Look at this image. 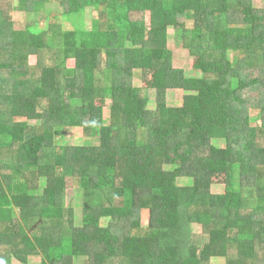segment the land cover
I'll return each instance as SVG.
<instances>
[{"label": "trees", "instance_id": "trees-1", "mask_svg": "<svg viewBox=\"0 0 264 264\" xmlns=\"http://www.w3.org/2000/svg\"><path fill=\"white\" fill-rule=\"evenodd\" d=\"M53 1L19 0L33 19L17 28L12 0H0V202L8 205L0 264H210L219 248L226 264H264V8L57 0L75 23L91 7L93 28L65 30L48 18L38 31ZM171 27L199 75L173 65ZM136 69L155 71V110L150 88L133 84ZM175 88L186 93L171 106ZM66 127L97 141L62 149ZM217 174L227 178L223 196L210 193ZM180 179L192 183L179 187ZM71 187L83 190L81 228L66 206Z\"/></svg>", "mask_w": 264, "mask_h": 264}, {"label": "rangeland", "instance_id": "rangeland-1", "mask_svg": "<svg viewBox=\"0 0 264 264\" xmlns=\"http://www.w3.org/2000/svg\"><path fill=\"white\" fill-rule=\"evenodd\" d=\"M256 6L260 8H264V0H255ZM12 9L9 10V15L11 16L13 22L16 23V27L25 26L30 20L33 19L32 16H28L27 12L18 10L19 0H12L10 3ZM6 6V2L4 3ZM45 9L41 11L40 17H47V21L45 19H40L38 22L40 26L38 27V31L43 30V27H47L45 31L49 29V20L52 23H57L61 29L65 30H74L76 29L74 24H78L77 27H81L85 30H90L93 28L94 20L96 19V12L91 8H86L85 11L82 12V16H79L78 23H75L73 20H67L63 14V10L65 12L66 8H63V5L60 4V1L54 0L53 2L45 5ZM39 33V32H37ZM48 40L50 37L46 34ZM168 46L173 51V65L178 68H183L187 75H199L200 71L198 68L201 66L199 60L195 57L190 56L188 50L183 46L182 38L178 31H176L173 27L169 29V38H168ZM28 63L34 66L37 63V57L29 56ZM73 62L69 63V67L73 68ZM155 71L153 69H136L135 75L133 78V84L136 87L142 88H150V103L149 109L155 110L157 101H156V90L152 88L153 78ZM186 91L183 89H170L167 94V102L171 106H178L183 103L184 95ZM80 101H74V104L80 105ZM111 101L108 99L106 101V107L104 109V118L108 123L110 121V108ZM32 125H37L39 122L30 121ZM61 148L67 146H88L96 143L97 139L93 137H88L82 128H64L60 129L59 136L57 138ZM219 147H224V142L216 143ZM169 167L168 169H170ZM239 174L235 175V183L236 188L239 186ZM192 181L188 179H180L177 182L179 187H185L191 185ZM229 191V187L227 185V178L225 175H214L212 177V187L210 190L211 195L213 196H223L225 193ZM7 204L0 202V219L4 218V212H2L5 208H7ZM66 206L75 211V226L76 228L82 227V219H83V207H84V197L83 190L79 187H71L67 194ZM18 211V210H16ZM8 213V217H9ZM13 216V215H12ZM7 219L11 218V216ZM150 216L148 212H142L141 214V226L142 229H147L149 225ZM109 222L104 223V226H108ZM191 231L195 236H201L203 234L202 227L199 225H192ZM59 245L57 242L56 246ZM223 248H219L213 256L210 264H226L225 258L223 255ZM222 254V255H221ZM222 256V257H221ZM16 264V263H14ZM29 264H41L40 259H30Z\"/></svg>", "mask_w": 264, "mask_h": 264}]
</instances>
